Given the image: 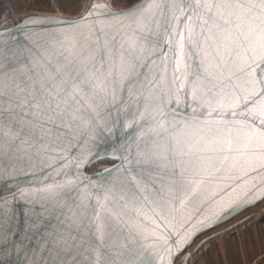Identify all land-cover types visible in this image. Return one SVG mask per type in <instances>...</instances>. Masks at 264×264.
<instances>
[{
	"label": "water",
	"instance_id": "water-1",
	"mask_svg": "<svg viewBox=\"0 0 264 264\" xmlns=\"http://www.w3.org/2000/svg\"><path fill=\"white\" fill-rule=\"evenodd\" d=\"M157 2L0 22V115L18 133L0 139V264H193L264 225V156L222 150L246 130L209 116L206 49L172 35L187 5Z\"/></svg>",
	"mask_w": 264,
	"mask_h": 264
},
{
	"label": "snow or ice",
	"instance_id": "snow-or-ice-1",
	"mask_svg": "<svg viewBox=\"0 0 264 264\" xmlns=\"http://www.w3.org/2000/svg\"><path fill=\"white\" fill-rule=\"evenodd\" d=\"M186 7L179 9L180 20L186 16L183 30H174L172 35L178 37L181 54L186 43H193L198 38L205 48V72L214 83L207 90L215 98L220 95L212 107L213 113H230L238 128L245 129L246 134L231 135L225 140L226 151H250L264 156V79H256V70L264 69V0H179ZM159 10L157 0H144L136 6ZM95 7V5H93ZM135 9L123 10L133 11ZM122 14V13H121ZM155 16V12H153ZM199 29V30H197ZM183 59L178 57L175 71H180ZM186 67V66H185ZM216 73L214 74L213 71ZM225 71L227 75H225ZM235 81H238L234 83ZM18 87V86H17ZM218 92H213L217 89ZM22 90V89H18ZM196 97L194 96V99ZM3 91L0 90V113H2ZM211 105L212 102L209 101ZM240 117V120H235ZM5 135L15 138L12 129L4 130L0 115V139ZM264 169V164L259 166ZM252 169L251 171H255ZM186 238L183 243H187ZM183 243L179 247H183ZM178 250V249H177Z\"/></svg>",
	"mask_w": 264,
	"mask_h": 264
},
{
	"label": "crops",
	"instance_id": "crops-1",
	"mask_svg": "<svg viewBox=\"0 0 264 264\" xmlns=\"http://www.w3.org/2000/svg\"><path fill=\"white\" fill-rule=\"evenodd\" d=\"M110 1L116 7H123L136 0ZM84 3L85 0H4L0 3V22L22 12L74 15L82 10ZM213 246L193 264H264V225Z\"/></svg>",
	"mask_w": 264,
	"mask_h": 264
},
{
	"label": "rangeland",
	"instance_id": "rangeland-1",
	"mask_svg": "<svg viewBox=\"0 0 264 264\" xmlns=\"http://www.w3.org/2000/svg\"><path fill=\"white\" fill-rule=\"evenodd\" d=\"M3 1H4V0H3ZM3 1H2V2H3ZM0 3H1V2H0ZM126 6H127V5H126ZM110 162H111V161L103 160V161H100V162L97 163V164H104V163H110ZM252 228H254V227H251V228H249V229H252ZM213 247H214V246H211V247H210L209 249H207L203 254H205L208 250H211V248H213ZM203 254H202V255H203ZM202 255H201V256H202ZM201 256H200V257H201ZM200 257H198V258H200ZM198 258H197L196 260H198ZM194 262H195V261H194Z\"/></svg>",
	"mask_w": 264,
	"mask_h": 264
},
{
	"label": "built area",
	"instance_id": "built-area-1",
	"mask_svg": "<svg viewBox=\"0 0 264 264\" xmlns=\"http://www.w3.org/2000/svg\"><path fill=\"white\" fill-rule=\"evenodd\" d=\"M3 0H0V2H2Z\"/></svg>",
	"mask_w": 264,
	"mask_h": 264
}]
</instances>
